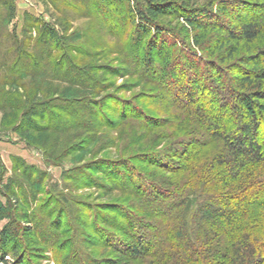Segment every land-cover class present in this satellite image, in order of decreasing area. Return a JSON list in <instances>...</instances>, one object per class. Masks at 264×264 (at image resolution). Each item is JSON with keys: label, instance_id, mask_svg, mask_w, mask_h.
Returning <instances> with one entry per match:
<instances>
[{"label": "rangeland", "instance_id": "obj_1", "mask_svg": "<svg viewBox=\"0 0 264 264\" xmlns=\"http://www.w3.org/2000/svg\"><path fill=\"white\" fill-rule=\"evenodd\" d=\"M16 1L18 17L13 24L17 25V36L23 43L8 68L0 69V156L8 171L7 177L16 180L26 202L25 208L15 210L3 199L13 215V223L16 222L17 253L26 264H112L110 260H124L108 246L124 239L120 229L128 228L132 232L135 223L129 219L143 217L145 212L135 191L126 188L128 183L118 176L129 178L120 165L128 166L132 180L150 174L160 184L162 178H168L146 162L147 156L152 157L166 147V140L159 137L168 128L164 126L165 119L176 121V109L160 96L159 86H175L189 71L185 69L182 74L162 78L161 83L151 78L155 74L145 73L147 68L141 65L147 55L144 43L135 35V26L130 23L124 5L99 0ZM232 1L186 0L189 13L207 15L201 18L208 26V38L202 43L204 50L196 46L194 31L188 30L185 21L167 23L176 35L171 38L174 50L190 51L186 58H179L183 67L197 54L204 61L200 73L212 72L210 78L205 76L200 83H208L210 87H220L223 76L218 78L217 70H210L207 61L220 65L233 80L237 75L230 69L233 61L227 60L221 66L220 51L215 48L216 41L227 35V29L235 27L233 23L238 24L231 22V16L240 20L264 17V4L258 6L255 0H247V4L252 3L249 9L232 10L229 6ZM222 5L231 16L219 12ZM26 12L46 21L63 35L62 48L56 50L38 41L27 46V40L21 35ZM218 24L222 27L217 30ZM261 28L262 38L254 45V52L264 46V21ZM244 59L251 61L252 58L241 48L234 61ZM67 75L74 81H66ZM90 79L95 81L91 84L93 88H89L92 91L78 85V81ZM185 84L187 88L189 82ZM190 86L196 87L193 82ZM221 86L218 101L210 102L214 111L223 104L222 95L227 94L228 88ZM56 89L59 96H51ZM39 90L44 99L42 104L50 108L42 118L44 127L30 133L34 137L47 131L46 142L33 145L17 129L23 126L27 108ZM146 114L154 118H145ZM139 119L145 125L147 119H156L154 124H158V129L144 139L140 132L141 140L137 142L140 146L134 150L125 148L124 141L142 124ZM35 123L39 124V119ZM17 162L25 164L22 169L27 167L26 177L25 170L16 174ZM103 220L111 223L110 230ZM15 253L7 257L11 264L17 261Z\"/></svg>", "mask_w": 264, "mask_h": 264}, {"label": "trees", "instance_id": "obj_2", "mask_svg": "<svg viewBox=\"0 0 264 264\" xmlns=\"http://www.w3.org/2000/svg\"><path fill=\"white\" fill-rule=\"evenodd\" d=\"M255 1L258 6L264 4V0ZM99 2L118 3L127 8L129 21L135 26V35L145 44L144 53L147 55L142 59L141 65L146 66L145 73L155 74L154 77L150 76L154 81L160 82L162 78L169 79L175 74H182L185 69L189 71V74L185 72L184 79L175 86H159L160 96L163 95L167 103L176 109V124L171 119H165L164 126L168 128L164 129L159 137L160 140H166V147L164 151L152 157L147 156L146 162L164 172L168 178H162L160 184L157 178L150 174L147 177L140 175L137 181L132 180L133 177L129 173L132 171L127 165H120L130 180L128 182L129 178L125 180L124 176H118L128 183L126 188L135 191L142 203L140 208L145 213L143 217L135 216L129 219L135 223L132 232L127 231L128 228L120 229L125 234L124 239L109 245L108 248L121 255L124 260L115 259L110 262L264 264V46L258 47L255 52L253 49L262 38L261 23L264 17L240 20L229 12L233 20L231 22L237 21L238 24L233 23L235 27L227 29V35L223 40L216 41L215 48L220 51L221 66L227 60L233 61L230 63V69L237 75L233 80L228 77V71L220 65L211 60L205 62L210 70H217L218 78L223 76L219 84L228 88L226 96L222 95L223 104L214 111L210 102L218 101V89L221 90L222 86L210 87L208 83H200L203 77L210 78L212 72L200 73L204 61L197 54H193L185 62L186 67H183L179 58H186L190 51L174 50L175 43L171 38L175 33L167 24L169 20L170 24L174 21H185L188 30L194 31L193 41L196 46L204 50L202 43L208 38V26L206 20L201 22V18L202 15L207 18L205 13H189L185 6L186 0ZM247 2L233 0L229 6L232 10L238 7L250 8L252 3ZM224 5L220 7L219 12L229 15ZM17 17V1L0 0L1 70L8 68L14 55L20 51V43H23L18 39L17 25L13 24ZM221 27L222 25L218 24L215 29ZM21 35L23 40H27V46L38 41L56 50L62 48L64 40L63 35L49 23L28 12L25 13ZM174 37L176 38V35ZM241 48L251 56V61H234ZM4 51L7 53H3ZM64 78L70 83L74 81L69 75ZM78 82L80 87L89 89L93 88L91 84L95 81L90 79ZM185 82H189L188 90ZM191 82L195 83V88L190 86ZM50 94L48 89L46 95ZM58 94L59 89H56L51 96H59ZM42 102L44 99L41 91H36L30 107L27 108L23 126L17 129L27 141H32L33 145H43L46 142L47 131L37 133L34 137L30 136L32 131L40 126L44 127L45 119L42 118L50 107ZM144 117L154 118L148 114ZM124 118L127 116L124 115ZM36 119H39L37 125ZM155 120L147 119L145 125V122L139 119L142 124L131 133V138L128 137L124 141L123 146L132 150L139 147L137 142L141 140L140 132L143 133L144 139V136L151 135L158 129V124H154L157 122ZM141 147L145 149L144 146ZM16 164V174L25 170L23 176H27V167L22 169L25 164ZM7 174L0 156V264H11L7 257L17 253L19 247L18 230L14 228L16 222L13 223V215L3 199L15 210L26 207L19 184L15 179L8 178ZM10 219L9 224H4ZM103 223L110 230L111 223L105 220ZM16 258L14 264H26L18 253Z\"/></svg>", "mask_w": 264, "mask_h": 264}]
</instances>
